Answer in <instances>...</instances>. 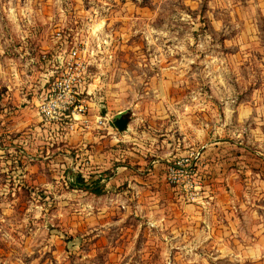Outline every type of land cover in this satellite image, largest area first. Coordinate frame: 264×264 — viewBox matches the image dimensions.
Here are the masks:
<instances>
[{
  "label": "rangeland",
  "instance_id": "1",
  "mask_svg": "<svg viewBox=\"0 0 264 264\" xmlns=\"http://www.w3.org/2000/svg\"><path fill=\"white\" fill-rule=\"evenodd\" d=\"M13 21L38 23L40 38L54 41L39 54L47 75L55 55L86 49L100 105L137 123L128 144L137 162H172L202 150L210 134L245 153L244 171L256 182L264 167V0H0V43L14 35ZM12 122L0 127V264H238L210 252L218 240L176 236L191 223L168 206L137 203V191L116 187L112 203L74 186L66 172L78 171L91 148L69 144L62 127L13 130Z\"/></svg>",
  "mask_w": 264,
  "mask_h": 264
},
{
  "label": "crops",
  "instance_id": "2",
  "mask_svg": "<svg viewBox=\"0 0 264 264\" xmlns=\"http://www.w3.org/2000/svg\"><path fill=\"white\" fill-rule=\"evenodd\" d=\"M12 28H15L14 35L6 33L4 42L0 43V127L7 126L14 119L10 127L18 130L35 126L36 123L44 124L37 105L51 73L47 75L41 70L39 54L53 49L54 41L51 44L40 38L38 23L17 22ZM94 86L88 82L85 87L91 95L93 120L100 113L111 121L107 127L99 128L93 122L91 130L67 131L66 140L69 144H89L91 149L81 155L83 164L77 168L78 171L69 167L66 173H72L75 179L77 174L81 175L82 181L91 178L101 180L105 185V193L90 194L100 201L110 198L112 203L117 202L119 197L113 191L119 186L137 191L138 197H133L138 200L137 203H144L151 208L168 206L177 221L191 223L190 229L182 226L183 229L176 230V236L190 233L193 239L218 240V247L210 252L234 257L238 259V264H264V167H256V176L253 177L256 182L251 183L247 178L248 173L244 171L247 169L243 164L245 153L239 149L233 154L232 145L209 134L208 145L201 146L202 150L198 149L201 158L197 165V180L202 190L195 201H188L166 181L169 160L137 162V158L132 157L128 144L135 140L133 130L135 132L137 129V123L128 117L126 131H116L113 119L121 112L111 115L104 105H100L101 99L99 93H95ZM127 114L126 111L125 117ZM196 142L197 139H192L191 144ZM179 144L175 140L174 147ZM233 156L240 160L239 167L235 169ZM260 161H264V158ZM252 184L257 187L255 197L248 192ZM88 199L91 200L90 197ZM158 222L163 226L162 223L168 220L161 218ZM187 252L201 253L204 250L192 247Z\"/></svg>",
  "mask_w": 264,
  "mask_h": 264
},
{
  "label": "built area",
  "instance_id": "3",
  "mask_svg": "<svg viewBox=\"0 0 264 264\" xmlns=\"http://www.w3.org/2000/svg\"><path fill=\"white\" fill-rule=\"evenodd\" d=\"M85 48L75 44L70 50L53 57L56 70L46 80L44 93L37 105V111L46 125L62 127L68 132L88 131L95 122L99 128L107 127L111 119L91 114V98L85 89L90 79V62L85 57ZM201 158L199 151L169 162L166 168L168 183L184 195L186 200L195 201L201 192L197 180V165Z\"/></svg>",
  "mask_w": 264,
  "mask_h": 264
},
{
  "label": "trees",
  "instance_id": "4",
  "mask_svg": "<svg viewBox=\"0 0 264 264\" xmlns=\"http://www.w3.org/2000/svg\"><path fill=\"white\" fill-rule=\"evenodd\" d=\"M74 186L78 189L89 191L95 195H102L105 193V185L101 183V180H94L91 178L88 181H82L81 175L76 176Z\"/></svg>",
  "mask_w": 264,
  "mask_h": 264
},
{
  "label": "water",
  "instance_id": "5",
  "mask_svg": "<svg viewBox=\"0 0 264 264\" xmlns=\"http://www.w3.org/2000/svg\"><path fill=\"white\" fill-rule=\"evenodd\" d=\"M125 116L126 112H121L113 119V124L119 132H124L127 129L128 119Z\"/></svg>",
  "mask_w": 264,
  "mask_h": 264
}]
</instances>
